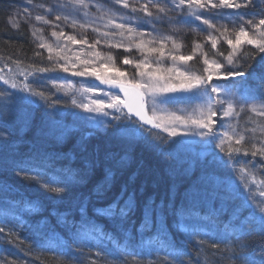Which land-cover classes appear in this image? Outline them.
Here are the masks:
<instances>
[{
  "label": "trees",
  "instance_id": "1",
  "mask_svg": "<svg viewBox=\"0 0 264 264\" xmlns=\"http://www.w3.org/2000/svg\"><path fill=\"white\" fill-rule=\"evenodd\" d=\"M19 1L0 0L2 76L15 73L9 76L10 81L16 75L17 82L25 81L32 89L43 91L50 99L32 96L30 92L12 89L10 85L0 82V126H7L12 133L0 141V161H9L7 165L0 163V227L4 228V232L0 233V264H239L232 256L233 251H239V243L249 244L258 256L264 253V235L258 234V231H252L242 241L234 237L226 239L228 234L239 228L238 224L231 223L230 230H223L227 217L210 220L193 217L187 212L175 217L169 214L168 228L161 233L157 227H141L142 214L139 210L122 223L113 220L106 212L96 211L106 208L119 195L121 186L128 183L129 192L135 189L136 200L141 206L149 197L157 203L161 200L167 202L171 198L178 208L195 205L201 209L200 217H205L208 209L200 177L204 170L203 161L212 159L207 153H215L217 157L218 163L209 170L221 190L234 191L235 203L244 202L248 208L256 211L260 199L247 182L251 176L264 181L261 158L241 154L229 161L226 151L214 143L204 151L205 154L186 143L168 155L141 141L129 149L125 167L122 172L117 171L111 192L106 197L98 198L95 188L104 180V166H98L85 181L76 183L79 180L80 160L85 155L76 146L83 136L89 153L95 146L119 150L112 140L117 124L112 116L121 114L113 112L104 129H90L86 125L85 113L53 85L54 80L60 79L57 72L37 71L38 68H51L53 64H50L47 53L35 44L32 32L26 26L18 29L11 27L9 19ZM98 1L104 3V0ZM252 8L264 12V2L256 0V6ZM159 27L166 28V25ZM183 38L185 45L180 51L183 52L187 46L184 51L187 55L192 54L194 43H202L204 49L208 50L202 39L195 40L192 35H184ZM242 48L255 51L247 44ZM219 50L225 56L231 51L226 42L220 45ZM214 51L210 50V55ZM260 55L264 54H258L255 61L241 59L239 62L242 66L251 64L248 71H264L257 63ZM113 56L117 67L133 74L135 69L124 65L122 60L125 56L134 58V52L118 50L113 51ZM215 58L224 62L223 57ZM188 63L193 70L204 67L198 57ZM242 79L239 77L237 80ZM248 83L257 95L264 96V83L254 80ZM196 104L197 100H194L166 106L183 109ZM121 119L123 121L124 117ZM255 119L260 120L258 117ZM245 125L249 129L246 135H254L256 139L253 143L260 147L259 141L263 135L258 130L254 134L250 131L256 125L248 122V114L243 115L239 129L243 131ZM152 131L159 132L169 142L179 139L169 138L167 133L158 129ZM53 146L59 151H55ZM162 147L167 149V144ZM63 153L70 156L64 157ZM43 158L51 159L40 163ZM29 159L40 165L42 175H36L35 171L20 172L10 163L12 160L19 162ZM253 163L255 167H252ZM242 168L245 171L242 172ZM26 175L30 179H25ZM130 176H135L134 183L129 182ZM70 177H75V180ZM42 180L62 181L73 186L67 195L62 196L48 192L42 183L35 182ZM51 186L62 185L52 183ZM81 204L86 205L83 214L80 212ZM171 243L188 254L174 260L168 247ZM213 243L218 244V249L211 247Z\"/></svg>",
  "mask_w": 264,
  "mask_h": 264
},
{
  "label": "snow or ice",
  "instance_id": "2",
  "mask_svg": "<svg viewBox=\"0 0 264 264\" xmlns=\"http://www.w3.org/2000/svg\"><path fill=\"white\" fill-rule=\"evenodd\" d=\"M80 8L87 10L89 5L84 0H77ZM117 5H122L123 9L131 10V13L143 12L144 16H137V21L140 24H151L153 20L147 19L154 17V13L151 9H156L157 13H165L168 8L161 7L160 4L153 3L152 0H146L145 3L129 4V0H114ZM175 9L184 11L187 10V15L194 18L195 21H199L202 25L206 26L201 28L200 31H207L205 43L210 44V51H204V44L194 43L191 55H177L172 52H165L166 41L172 40L171 36L162 37L159 41L155 37L145 40V33L137 31L136 28L130 26L127 22L115 23L114 16L108 19L107 26H113L119 30L118 33H102L107 37L110 35H119L129 40V44L123 43H108L109 47L124 48V51L131 52L133 48L137 49L143 59L137 60L125 56L122 60L124 65H130L135 69L134 75L129 77L126 71L121 70L116 66V59L111 53L102 55L98 51H94L92 55L95 60H80L77 56L76 59L80 60L82 68H78L76 64L71 66V74L73 76H91L99 80L100 83L108 85L109 88L119 89V92L123 93V98L116 92L103 93L107 99V103L104 98L92 99L90 103L77 104L75 100H72V104L78 108H82L88 113H98L104 117L110 115L107 109H112L116 113L121 115H113L112 120L117 124L114 126L115 131L112 135V140L116 144L119 150H113L110 147L95 146L89 153V146L85 137H81L77 144V149L85 155H82L80 160V170L77 174L79 181H85L86 178L93 173L100 165L104 166V180L98 184L95 188V194L98 198H103L111 192L113 185L115 184V177L117 171L122 172L125 167V160L128 156V151L137 142H146L154 149L161 153H167L171 155L173 151L183 147L187 142L183 139L172 140L169 142L160 136L159 132H153V129H158L164 133H167L169 138L175 137H187V136H199L202 138L203 143L207 147H211L213 142L218 139L222 151H226L229 161H232L234 157L238 155L261 158V168L264 169V139H260V147H257L253 140L256 137L248 136L246 133L249 131L245 125L244 130L241 132L236 131V127L229 124L228 130L220 134L214 131L216 124L218 123L217 117L218 111L220 112V121H224L225 118L238 119L242 114H248V122L256 125L250 131L254 134L257 128L262 134H264V96L257 95L256 91L248 83L250 80L259 81L264 83V71H248L252 67L251 64L241 65L240 60H256L258 54H264V18H260L258 22H254V19L245 20L244 17L248 15L247 9L256 6V0H172ZM28 4H31V0H28ZM104 4H108V0H104ZM104 5L102 4L98 11H102L103 15H108L112 11L111 5H109L108 11H103ZM233 9L234 13H226L223 10ZM244 10V11H242ZM52 9H49L51 12ZM115 12L120 14V19L126 21L128 19L127 14L121 9H115ZM84 15L87 16L88 12L85 11ZM253 17L258 15L257 13L251 14ZM264 17V13H260ZM231 16L230 23L235 27L237 21H242L239 30L234 32V39L229 37V29L226 25H219L217 20H226ZM21 19L20 12L16 13L15 19H10L9 23L11 27L18 29ZM32 14L29 11L28 6L23 8V21L25 23L30 22ZM57 21L63 19L67 21V17H61L57 15L55 17ZM155 19H161L156 16ZM36 21H40L47 25L52 23L50 20L45 19L43 15H36ZM185 23L189 25L191 20H185ZM246 25L250 26L246 27ZM82 29H86L90 25L87 23H80L78 25ZM72 27H77V21H72ZM41 29L34 28L32 35L37 37V33ZM93 31H99L97 28H93ZM214 33H219V36ZM127 34V36H125ZM51 35L56 37L57 40L60 37H64L63 31H52ZM151 35L150 33L148 34ZM138 37L139 39H134ZM41 40L39 47L47 48L49 53L54 51L53 46L43 42V37H37ZM67 41L72 44H87V40H77L75 35H68L65 37ZM223 39L231 51L225 56L223 51H220L218 44ZM99 43L97 40L94 44L89 45L90 48H95V44ZM159 44V47L152 46ZM247 44L252 46L255 51L249 52L242 48V45ZM66 45L57 51L56 56L59 59L65 60L63 65L57 64L51 68H38V72L49 71H63L69 72L68 66L69 58L61 53L66 50ZM173 47L179 50L181 45L176 44L173 41ZM239 54V55H238ZM155 59H150V57ZM199 56L203 68L201 70H193L187 67L188 62L194 60ZM213 57H223L224 62ZM170 59L172 64L170 67H163L164 59ZM49 60H53V56L48 57ZM100 60L103 63L96 65V61ZM261 68H264V55H260V59L257 62ZM93 65L89 70L88 65ZM155 65V66H154ZM231 66V67H229ZM109 69H111L112 75H108ZM235 77H242V80H235ZM215 80H229L232 79L230 85H221L214 83ZM0 80L6 85H10L12 89H18L21 92H30L32 96H38L42 99L49 100L50 97L45 96L43 91H35L31 88V85L25 83L18 85L15 81L0 76ZM63 87V86H61ZM68 87H71L69 85ZM84 92L95 93L96 86L83 89ZM183 93L186 95L176 96L171 94ZM9 97L11 94L9 93ZM25 99V98H22ZM199 100L202 103L193 108L191 112L180 110V114L176 111L169 112L167 108L162 107L169 104H176L180 101H194ZM54 103H58L54 102ZM219 105V109H217ZM226 105V106H225ZM125 109L127 110L125 112ZM124 117L123 121L121 117ZM135 117L136 119H133ZM255 117H259L257 121ZM105 127L109 122L99 121ZM150 127H145V126ZM224 126L223 123L220 125ZM183 129V131H181ZM147 133V135H145ZM7 126H0V141H3L6 136H11ZM90 135V133H89ZM151 138V139H150ZM158 141L159 143H154ZM194 143H201V141H193ZM167 144V149L162 145ZM76 150V149H74ZM203 155V154H202ZM211 155L212 159L204 160V170L200 177V184L204 188V196L207 206V215L200 217L201 209L193 205L191 208L180 207L178 208L173 199H169L167 202L161 200L157 203L153 198L149 197L143 202L141 206L135 196V189L131 192L128 190V183L124 184L120 188V193L111 203H109L104 209H96L99 212H106L111 216L113 220L123 222L127 218L133 215L137 210L142 214V228L157 227L161 233L167 228V218L171 214L175 217L177 214L183 216L184 212H187L193 217L200 219L218 220L221 217H227L226 229L229 224L235 223L239 225L238 230H234L227 235L226 239H233L242 241L246 236L251 235L252 231H258V234L264 235V206H260L258 213L246 206L244 202L239 204L235 203L236 196L234 191L227 192L221 190L220 185L215 182L213 173L209 170L212 165L217 164V157L215 153H207ZM51 159V158H48ZM41 161L40 163H43ZM237 163L239 161H236ZM0 163L7 165L8 160L0 161ZM13 165L20 172L35 171L36 175H42L39 170L40 165L32 160L15 161L12 160ZM247 164V162H246ZM255 167V163L252 164ZM69 172L71 170H68ZM241 171H245L244 168ZM25 179H30L27 175ZM75 180V177H70ZM135 176L129 177V182L134 183ZM36 183H42V186L48 191L56 194L67 195L73 185L63 183L62 181L42 180L35 181ZM52 183H57L62 186L52 187ZM255 184V179L253 180ZM264 184V181L260 182ZM261 197H264V189L259 193ZM261 205H264V200L260 201ZM86 211V205L81 204L80 212L83 214ZM247 213V215H245ZM4 232V228L0 227V233ZM198 233H193L196 235ZM168 247L172 250V258L178 260L181 256L188 253L182 248L178 247L175 243H171ZM212 248L218 249V244L213 243ZM239 251H233L232 256L239 264H264V253L257 255V253L251 249V246L247 243L237 244ZM199 264V262H198Z\"/></svg>",
  "mask_w": 264,
  "mask_h": 264
},
{
  "label": "rangeland",
  "instance_id": "3",
  "mask_svg": "<svg viewBox=\"0 0 264 264\" xmlns=\"http://www.w3.org/2000/svg\"><path fill=\"white\" fill-rule=\"evenodd\" d=\"M260 3L264 2V0H257ZM85 3L89 5L87 10H84L80 8L77 0H38V1H33L31 0V4H28V0H20L19 3H17L16 7L13 9L12 14L10 19H15L16 18V13L20 12L21 14V19L18 21L20 23V26H26L27 29L32 32L34 28L41 29L40 32L37 33V37H43V42L50 44L53 46L54 51L52 53H49L47 48H41L39 47V44L41 43V40L38 39L37 37L33 36V40L37 46L44 50L48 57L51 55L54 57L53 60H49L50 64L57 65H63L65 63V60L59 59L56 56L57 51H60V48H63L65 45L66 50L62 52L61 54L64 56H67L69 58L68 61V66L70 68L69 72H63V71H56L57 74L60 76V79H57L53 81L54 86H56L61 92H63L65 95H68L70 97V100H75L77 104L81 103H90L92 99L96 98H104L105 102L107 103V99L104 97L103 93L105 91L111 93L112 91H108L106 88L102 87L101 85L98 84L100 82L99 80H96L95 77L91 76H73L71 74V66L72 64H76L78 68H82L83 66L80 65V60H95V57L92 55L94 51L100 52L102 55H107L111 53L113 55V51H118V50H124V48H115V47H109L108 43L111 42L113 44L115 43H123L125 45L129 44V40L125 37H121L118 34L117 35H110V36H103L102 33L108 32V33H118L119 30L116 29L113 26H107L108 19L113 16V13H115V16L113 17L115 20V23H121V22H127L130 24V26L134 27L137 29L139 32H144L145 35V40L152 39L153 37L156 38L157 41H159L162 37H168L171 36L172 40L166 41V48L165 52H172L177 55H187L184 53L186 51V47L184 48L183 52L180 51V48L185 45V40L183 38L184 35H192L195 40L196 39H202L203 42H205L206 37L208 35L207 31H200L201 28H204L206 26L202 25L199 21H195L194 18L190 17L187 15V10L185 9L184 11L177 10L175 9L174 4L172 3V0H152L153 3H159L161 7H167L168 11L165 13H157L156 9H151L154 13V17L147 18L150 20H153L154 23L151 24H140L139 21H137L136 17L137 16H144L143 12H137V13H131L130 8L129 9H123L122 5H117L114 3V0H110V4H104L101 1L98 0H84ZM146 0H129V4H143L145 3ZM104 5L103 11H108L109 5H111L112 11L108 13V15H103L102 11H98V8L101 7V5ZM24 6L29 7V11L32 14V19L30 22L25 23L23 21V8ZM49 9H52L51 12H49ZM115 9H121L124 13L127 14L128 19L126 21H122L120 19V14L118 12H115ZM256 9L248 8L246 11L248 15L244 17L245 20L248 19H254V22H258L260 18H264L260 13L259 10L255 11ZM87 11L88 15L85 16L84 12ZM226 13H234L233 9H225L223 10ZM244 11V10H242ZM252 13H257L255 17H253L251 14ZM165 14L168 16L166 17ZM36 15H43L45 19L50 20L52 23L50 24H43L40 21L35 20ZM57 15H60L61 17H67V21L65 22L63 19L57 21L55 17ZM156 16L161 17V19H155ZM9 19V20H10ZM76 20L77 21V27L73 28L72 27V21ZM185 20H191L192 23L189 25L188 23H185ZM231 20V16L229 19L226 20H217L216 23L219 25H226L229 29L228 35L229 37L234 39V32L239 30V27L242 21H237L235 27L233 26L232 23L229 21ZM80 23H87L90 26L87 27L86 29L80 28L78 25ZM165 24L166 28H160L159 25ZM246 27H249L246 25ZM93 28L99 29V31H93ZM52 31L56 32H61L65 34L64 37H60L59 40H57L56 37H53L51 35ZM151 34L150 36L148 34ZM215 35L219 36V33H214ZM68 35H75L77 40H87V44H72L71 42L66 40V36ZM127 36V34H125ZM90 37V38H89ZM134 39H139L138 37H135ZM99 41V43L95 44V48H90L89 45L94 44L96 41ZM173 41H175L176 44L181 45L179 50H176L173 47ZM225 43L223 39L220 40L218 44V48L220 45ZM206 49L204 51H210V44L205 43ZM152 46L159 47V44H155ZM131 52H134V59L140 60L143 59V56L141 53L133 48ZM79 56L80 60H77L76 57ZM47 57V58H48ZM199 58V56H197ZM215 58V57H213ZM150 59H155V57H150ZM217 59V58H216ZM100 63H103V61L97 60L96 65L98 66ZM172 64V61L170 59L165 58L163 62V67H170ZM155 66V65H154ZM93 65H88L89 70H91ZM187 67H190L189 63ZM130 68H133L130 66ZM191 68V67H190ZM134 69V68H133ZM0 76H2L3 68L2 66L0 67ZM135 71L133 74H129V77L134 75ZM113 73L111 72V69H109L108 75H112ZM239 77H235L234 79H238ZM11 81H15L18 85H23L25 84V81H20L17 82V76H13ZM232 81V79L229 80H215L214 83L216 84H221L225 85V83H228ZM92 83V84H91ZM71 85V87H68ZM63 86V87H61ZM92 86H96V91L95 93L92 92H84L83 89L89 88ZM171 95H176V96H181V95H186L183 93H176V94H171ZM122 98V96H121ZM202 102L197 100V104L192 107V108H183V109H170L167 106H162L167 108L169 112L176 111L177 114H180V110H184L186 112H191L193 108L199 106ZM226 106V105H225ZM217 109H219V105L216 106ZM78 108V107H77ZM82 112L85 113V116L87 118L88 123L91 125L92 128H103L105 127L103 124H100L99 121H105L108 122L109 119L111 118L113 114L112 109H107V111L110 113L109 116L104 117L98 113H88L85 112L82 108H79ZM220 112L218 111L217 119L218 123L215 126L214 131L223 134V132L228 130V125L231 124L236 127L237 132H241L239 129V123H240V118L238 119H230V118H225L224 121H220ZM259 118V117H258ZM221 123L224 124L223 127H221ZM257 130L260 132V130L257 128ZM183 131V129H181ZM261 133V132H260ZM262 134V133H261ZM263 139H264V134ZM179 139L185 140L189 145L193 146L194 148H199L200 150L207 151L209 147H207L203 141L202 138L199 136H187V137H177ZM193 141H201V143L197 144L194 143ZM216 146L219 144V140L216 139L213 142ZM206 152H204L205 154ZM250 177V176H249ZM255 179L256 183H253V180ZM262 180L258 179L257 177L251 176L250 179L248 180L247 184H251L254 190L257 192L255 195H257L260 199V201L264 200V197H261L259 195L260 191L264 189V184H261ZM259 201L258 207L264 206L261 205ZM258 212V209H256Z\"/></svg>",
  "mask_w": 264,
  "mask_h": 264
},
{
  "label": "bare ground",
  "instance_id": "4",
  "mask_svg": "<svg viewBox=\"0 0 264 264\" xmlns=\"http://www.w3.org/2000/svg\"><path fill=\"white\" fill-rule=\"evenodd\" d=\"M243 115L244 114H242V117H243ZM242 117H241V119H240V123H239V126H240V124H241V121H242ZM85 119H87L86 118V116H85ZM86 125L90 128V129H95V128H92L91 127V125L88 123V121L86 120ZM105 127H103V129H104ZM97 129V128H96ZM177 138V137H176ZM53 148L55 149V151H59V149L57 148V147H55V146H53ZM63 156L64 157H68V156H70V154L68 153H63ZM45 159H48V158H43V159H41L40 161H43V160H45ZM182 191H185V190H182ZM171 215V214H170ZM172 216V215H171ZM223 230H225V231H228V230H230V226H228V228L226 229V227H225V225H223Z\"/></svg>",
  "mask_w": 264,
  "mask_h": 264
},
{
  "label": "water",
  "instance_id": "5",
  "mask_svg": "<svg viewBox=\"0 0 264 264\" xmlns=\"http://www.w3.org/2000/svg\"><path fill=\"white\" fill-rule=\"evenodd\" d=\"M100 85L102 86V87H104V88H106L107 90H111L112 92H116V93H118L120 96H122V98H123V93H121V92H119V89H112V88H109V86L108 85H105V84H102V83H100ZM125 111H127L126 109H125ZM135 118V117H134ZM136 119V118H135ZM146 127H150V126H147L146 125Z\"/></svg>",
  "mask_w": 264,
  "mask_h": 264
}]
</instances>
